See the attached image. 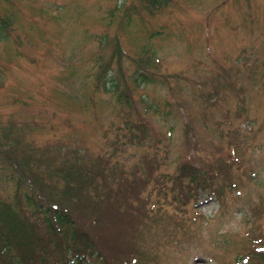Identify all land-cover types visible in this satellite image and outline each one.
<instances>
[{"label":"rangeland","instance_id":"obj_1","mask_svg":"<svg viewBox=\"0 0 264 264\" xmlns=\"http://www.w3.org/2000/svg\"><path fill=\"white\" fill-rule=\"evenodd\" d=\"M0 12L14 22L0 43V214L24 203L19 181L109 169L97 183L119 188L120 206L60 197L108 264H264V0H3Z\"/></svg>","mask_w":264,"mask_h":264},{"label":"trees","instance_id":"obj_2","mask_svg":"<svg viewBox=\"0 0 264 264\" xmlns=\"http://www.w3.org/2000/svg\"><path fill=\"white\" fill-rule=\"evenodd\" d=\"M149 1L156 6L161 2L168 3L170 0ZM13 25V19L0 12V43L8 40L9 30ZM143 72L140 71L137 78L143 83L149 82L150 76ZM107 81L102 82L105 90L115 92L117 88L115 82H113L114 79L111 77L110 81ZM0 154L2 156L3 151ZM15 172L26 180L19 167ZM57 173L62 179L58 177L53 185L44 182L39 176H35L30 181L34 186L26 182L27 180L26 183L19 181L20 185H27V189L22 192L24 203L18 199L19 208L7 204L3 208L2 214H0V264H39L44 259L51 264L52 245L57 251L59 250L58 252L61 254L59 255V262L63 261L64 264H95L96 261L100 264H108L107 254L101 244L96 242L92 234L82 228L83 225L80 219L78 220L77 215L70 208L60 203V197H67V201L75 205L79 202L85 203L81 201L86 200L87 197H95V194H97L98 198L96 200L98 202L95 203V206L90 209L91 204L87 203V206L89 210L103 214L105 208L101 205L104 202L107 205L120 206V189H117L114 184H110V188L102 189V185L97 182L103 179L107 180V177L115 180L112 177L115 172L111 174L109 169L96 170L70 165L69 168L59 169ZM197 173L199 172L196 166L194 168L193 166L191 168L188 164L182 166L183 176L193 174L196 177ZM41 181L42 185L38 188ZM189 190L191 189L189 188ZM48 197H55L54 201ZM50 201L54 204L52 205ZM31 209L33 211L40 209L44 213V222L48 223L51 228L49 239L38 234L40 231L39 223L42 220ZM64 237L69 238L67 245L63 244ZM40 251L43 252L40 254ZM263 253L264 251L262 255ZM54 264L58 263L54 261Z\"/></svg>","mask_w":264,"mask_h":264}]
</instances>
